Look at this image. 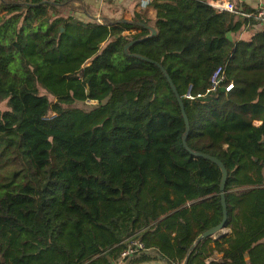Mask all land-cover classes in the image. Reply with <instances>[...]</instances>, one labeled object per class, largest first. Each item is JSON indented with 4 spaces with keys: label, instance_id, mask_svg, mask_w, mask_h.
<instances>
[{
    "label": "trees",
    "instance_id": "trees-1",
    "mask_svg": "<svg viewBox=\"0 0 264 264\" xmlns=\"http://www.w3.org/2000/svg\"><path fill=\"white\" fill-rule=\"evenodd\" d=\"M72 2L0 0V264H113L132 240L122 264H264V27L230 37L256 8L151 0L154 20H98ZM135 54L172 80L187 146L227 169L218 260L191 247L222 219L220 168L185 148L166 76Z\"/></svg>",
    "mask_w": 264,
    "mask_h": 264
},
{
    "label": "crops",
    "instance_id": "crops-1",
    "mask_svg": "<svg viewBox=\"0 0 264 264\" xmlns=\"http://www.w3.org/2000/svg\"><path fill=\"white\" fill-rule=\"evenodd\" d=\"M49 1L52 2V0ZM75 1L77 3L73 4L72 6L73 8L76 9V12H74V14L77 16L81 15L82 17H86V18H88V16L89 17L95 16V18L99 20L102 19L103 17L106 18L122 17L125 20H130L132 18V11L135 9L145 10L147 12L148 17L152 20H154L156 16L155 9L149 5L151 0H149L148 4L146 5L142 4V1H146V0H75ZM231 1L233 3H239V4L244 3L255 8L260 4L261 1L264 2V0H231ZM78 12H81V14L79 15ZM263 27L264 25L262 23L256 24L251 27L247 26L246 30L242 32L231 33L230 37L235 39L237 37L250 35L254 30L261 29ZM126 31H131V29L125 30L124 33H126ZM262 122L264 121H255V124L260 125ZM229 234H231V230L227 227H225L222 230H219L214 235L207 238L209 240V245L214 249L215 241ZM213 249H212V254L207 261H210L211 259L218 260L222 257L223 253L221 251L216 249L213 250Z\"/></svg>",
    "mask_w": 264,
    "mask_h": 264
},
{
    "label": "water",
    "instance_id": "water-1",
    "mask_svg": "<svg viewBox=\"0 0 264 264\" xmlns=\"http://www.w3.org/2000/svg\"><path fill=\"white\" fill-rule=\"evenodd\" d=\"M130 23H134L133 21H129ZM156 33L155 29L154 28H151V32L149 35L145 36L144 38H147L148 36H151V35H154ZM141 40L140 39H135V40H132V41H129L125 46H124V50L125 52L128 54V48L135 42ZM135 56L137 57H140L144 60H147L151 63H155L156 65H158L161 70L163 71L164 75L166 76L175 96H176V99L178 101V104H179V107H180V110H181V113H182V116H183V120H184V125H185V132L182 136V141H183V144L185 146V148L187 150H189L191 152L192 155H195V156H200V157H204L212 162H214L216 165L219 166L220 168V171H221V179H220V182H219V196H220V201H221V207H222V219L221 221L205 230L204 232H202L195 240V242L193 243L192 247L193 248L198 242H200L201 240L203 239H207L209 238L210 236L214 235L216 232H218L219 230H222L225 228V222H226V219H227V208H226V202H225V183H226V179H227V175H228V172H227V169L225 168L224 164L216 157L210 155V154H207V153H204V152H200V151H192L186 144V137H187V134L189 132V121H188V117L186 115V112H185V109H184V104H183V101L180 97V95L178 94L172 80L170 79L169 75L167 74V72L164 70V68L157 62V61H154L152 59H149L147 57H143L141 55H138V54H135ZM115 84L110 82V86H114ZM88 88H87V93H88ZM187 259H188V255L187 257L185 258V261L183 264H186L187 262ZM135 264H168L166 262H161V261H154V262H149V261H146V262H141V263H135Z\"/></svg>",
    "mask_w": 264,
    "mask_h": 264
},
{
    "label": "built area",
    "instance_id": "built-area-1",
    "mask_svg": "<svg viewBox=\"0 0 264 264\" xmlns=\"http://www.w3.org/2000/svg\"><path fill=\"white\" fill-rule=\"evenodd\" d=\"M149 0L142 1L143 5L148 4ZM209 4H211L217 11L222 12V11H228L232 13H238V10L235 8V4L231 0H209ZM254 15L257 19H259L262 23L264 24V2L261 1L260 4L256 7V12L255 13H247L246 16H251ZM223 77L220 76L219 71H216L215 74L212 76L211 83L209 87L206 90V93L211 90H215L217 86H219L220 82L222 81ZM232 88V83L226 86V90H229ZM186 98L189 99H195L201 96H204V94H196L195 96L191 94V89L190 87L188 88L187 92L184 95ZM55 115V113H52L48 119L52 118ZM144 244L139 241V240H132L127 249L124 250L121 253L120 259L113 263V264H122L123 258L126 256H131L135 251L139 249H143Z\"/></svg>",
    "mask_w": 264,
    "mask_h": 264
},
{
    "label": "rangeland",
    "instance_id": "rangeland-1",
    "mask_svg": "<svg viewBox=\"0 0 264 264\" xmlns=\"http://www.w3.org/2000/svg\"><path fill=\"white\" fill-rule=\"evenodd\" d=\"M73 4L77 3L76 1L75 2H72ZM64 11H74L76 12L74 9H72V7L70 5H65L64 8H63ZM78 14L80 15L81 12H78ZM79 17H82L81 15ZM84 19H86V17H82ZM261 24V23H260ZM127 32H130V31H126ZM103 101H106V103L108 102V99L105 98L103 99ZM6 108V104H5V101H0V109H5Z\"/></svg>",
    "mask_w": 264,
    "mask_h": 264
}]
</instances>
